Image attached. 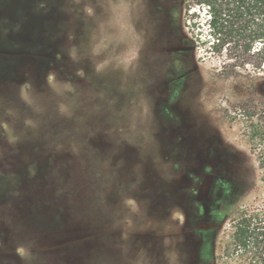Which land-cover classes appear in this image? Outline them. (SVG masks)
I'll return each instance as SVG.
<instances>
[{
  "label": "rangeland",
  "instance_id": "374dc122",
  "mask_svg": "<svg viewBox=\"0 0 264 264\" xmlns=\"http://www.w3.org/2000/svg\"><path fill=\"white\" fill-rule=\"evenodd\" d=\"M188 1L0 0V264H216L224 109L264 75L223 76Z\"/></svg>",
  "mask_w": 264,
  "mask_h": 264
},
{
  "label": "trees",
  "instance_id": "16d2710c",
  "mask_svg": "<svg viewBox=\"0 0 264 264\" xmlns=\"http://www.w3.org/2000/svg\"><path fill=\"white\" fill-rule=\"evenodd\" d=\"M189 10L204 32L203 40L197 37L199 46L222 59L223 76L264 75V0H189ZM222 120L238 128L248 155L233 151V168L241 167L242 173L231 178L234 186L225 204L234 212L215 262L264 264V102L238 101L224 109Z\"/></svg>",
  "mask_w": 264,
  "mask_h": 264
}]
</instances>
